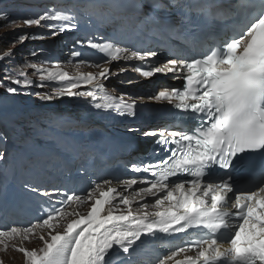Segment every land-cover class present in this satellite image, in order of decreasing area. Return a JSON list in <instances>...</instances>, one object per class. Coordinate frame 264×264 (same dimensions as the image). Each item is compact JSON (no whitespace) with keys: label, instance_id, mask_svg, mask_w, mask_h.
<instances>
[{"label":"snow or ice","instance_id":"obj_1","mask_svg":"<svg viewBox=\"0 0 264 264\" xmlns=\"http://www.w3.org/2000/svg\"><path fill=\"white\" fill-rule=\"evenodd\" d=\"M17 20L47 31H21L14 45L82 26L112 31L76 41L65 62L75 74L41 59L43 48H33L14 69L5 65L0 109L27 92L44 102L79 101L84 112L104 118H134L138 104L164 103L178 121L130 128L155 138L158 159L130 162L121 174L95 170L102 153L86 119L48 116L21 126L19 151L0 147V202H7L11 181L30 176L20 187L39 208L32 221L0 227L4 250L22 253L24 264H114V258L138 264V249L160 240L166 251L149 264H264V0H61L7 22ZM170 41L176 46L160 61ZM0 62L15 64L14 50L0 54ZM81 65L99 70L82 72ZM128 71L143 78L170 75L182 86L148 97L106 87ZM7 139L0 135V144ZM257 158L258 167L241 182L239 171ZM73 165L84 187L41 180ZM33 239L39 247L24 246Z\"/></svg>","mask_w":264,"mask_h":264},{"label":"rangeland","instance_id":"obj_2","mask_svg":"<svg viewBox=\"0 0 264 264\" xmlns=\"http://www.w3.org/2000/svg\"><path fill=\"white\" fill-rule=\"evenodd\" d=\"M22 5L20 4L19 0H5V1H2L0 2V7H4L5 9H7L6 11L10 12L11 15L15 18L16 17V11L18 10L19 7H21ZM1 17V16H0ZM9 17V16H7ZM17 19V18H16ZM8 20H5V23L7 22ZM23 24H18V23H14L13 25H9L8 27L5 26L6 28L4 29H0V49L1 48H4L7 46L8 49L12 48V47H15L16 44L14 45L13 42L16 40V36L19 35L21 33V31H25V30H21V31H18L16 29H19L20 27H23L22 26ZM34 28H30V31H33ZM16 30V31H15ZM14 31V32H13ZM44 31V30H43ZM9 33V35H7ZM14 35H13V34ZM58 39H61V42H64V41H67L68 39H73L72 35L68 32H65L55 38H52V37H49L47 38L46 40V43L48 45H54L55 46V43ZM10 43V45H9ZM26 44H29L31 45V43L28 41H26ZM25 50V49H23ZM15 52V55L17 54L16 50L14 51ZM20 53V52H19ZM42 57V56H41ZM26 57L24 58H19L18 60H15L16 62H18L19 60L21 61H24ZM32 59H35V58H32ZM19 65H16V67H18ZM1 69V68H0ZM31 71V70H30ZM49 89V88H47ZM46 89H38V88H33L31 89L30 91H44ZM27 96V97H26ZM20 97H25V98H28L30 100H33V99H39L38 97H36L35 95H29L27 92H25L24 94L20 95ZM10 250V248H8L6 250V253H8Z\"/></svg>","mask_w":264,"mask_h":264},{"label":"bare ground","instance_id":"obj_3","mask_svg":"<svg viewBox=\"0 0 264 264\" xmlns=\"http://www.w3.org/2000/svg\"><path fill=\"white\" fill-rule=\"evenodd\" d=\"M55 1H59V0H55ZM163 55V53L161 52L160 53V57ZM158 75V74H157ZM149 79H154V78H149ZM163 79H165V77L163 78ZM177 82V80H173L172 78H170V83H169V87H173V85L175 84ZM106 84H108L107 82H105ZM143 86H144V84H143ZM27 97V96H26ZM25 102V101H24ZM40 102H42V101H40ZM40 102H37V103H40ZM158 242H159V240H157ZM148 247H150L151 246V243H147L146 244ZM159 248H156V249H158L159 251L161 250V245L160 246H158ZM163 249V252L166 250L165 248H162ZM147 259H150L151 261H154L155 260V258L152 256V255H147ZM141 262V261H140Z\"/></svg>","mask_w":264,"mask_h":264}]
</instances>
